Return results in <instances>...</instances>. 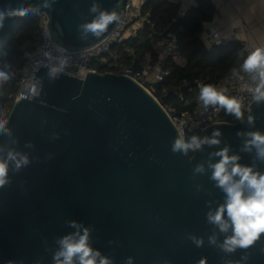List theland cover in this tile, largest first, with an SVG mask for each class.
<instances>
[{"label": "water", "instance_id": "1", "mask_svg": "<svg viewBox=\"0 0 264 264\" xmlns=\"http://www.w3.org/2000/svg\"><path fill=\"white\" fill-rule=\"evenodd\" d=\"M124 1L0 0V11L38 9L6 17L0 42L18 21L45 13L54 42L84 50L111 33ZM94 4L118 17L100 36L81 28L99 14L91 11ZM192 41L209 50L200 35ZM52 67L34 71L39 93L14 102L8 131L0 134V159L7 161L9 152L28 159L18 169L8 161L7 183L0 186V264H54L58 240L77 231L72 221L81 234L89 229L90 246L111 264H129V258L130 264H264V233L247 249L226 252L221 245L231 228L221 232L208 221V213L226 202L211 179L209 164L220 159L215 152L227 147L239 164L264 174L256 148L245 150L247 133L264 134V101H254L235 123L201 131L204 138L219 130V144L184 154L172 151L183 137L168 111L133 78L111 71L53 77ZM198 165L203 172L195 171Z\"/></svg>", "mask_w": 264, "mask_h": 264}, {"label": "built area", "instance_id": "2", "mask_svg": "<svg viewBox=\"0 0 264 264\" xmlns=\"http://www.w3.org/2000/svg\"><path fill=\"white\" fill-rule=\"evenodd\" d=\"M144 1L125 0L122 12L111 33L97 44L80 51L67 50L54 42L48 29V17L45 13H41V40L26 53L23 74L17 90L9 94L5 101L0 102V120L8 117L15 101L21 97L33 99L39 93L41 84L33 78V75L34 71L42 65L47 64V66L53 65L52 68H62V71L58 72L56 76L66 73L84 78L88 71L102 72L98 66L93 65V62L102 59L104 56L109 58L107 59L109 69L106 71L133 78L160 101L156 95L157 84L170 74V69L165 66L166 60L173 56L177 63L181 65L186 63V58L179 52V41L176 33L168 32L154 45V48L158 50V59L155 62L146 58L139 67L137 66L138 59H133L129 64L125 63L121 60V55L112 51L111 48L115 43L134 35L141 23L147 19V15L141 13ZM205 31L210 46H220L226 43V40L213 25H209ZM240 44L246 57L255 50L248 39L241 40ZM258 83V75L246 73L242 67H234L218 80L216 88L224 91L225 95L235 97L240 101L243 118L255 101L253 92L249 89H254ZM204 85H207V80L203 78L193 82L184 81L183 87L187 86L186 91L184 92L182 87L176 92L183 104L182 110H178L171 103L162 104L184 139L188 132L202 131L211 124L235 123L240 120L219 106L209 105L205 108L199 100V90ZM186 92L193 93L192 101L186 97ZM162 95L167 96L168 91L163 89Z\"/></svg>", "mask_w": 264, "mask_h": 264}, {"label": "clouds", "instance_id": "3", "mask_svg": "<svg viewBox=\"0 0 264 264\" xmlns=\"http://www.w3.org/2000/svg\"><path fill=\"white\" fill-rule=\"evenodd\" d=\"M44 7H50V5L45 3ZM33 10L38 9L21 6L16 9L0 11V28L3 27L6 17L23 16ZM91 11L99 12V14L92 22L81 25L84 33L91 32L100 36L112 22L118 19L115 11H99L98 5L95 4ZM241 67L246 73L258 75L259 83L254 89L249 90L253 92L255 101H264V48H257L251 52ZM60 71L62 68H52L50 75L54 77ZM7 79L8 76L0 72V81ZM199 100L205 108L209 105L219 106L228 113L234 114L238 119L242 118L240 101L235 97L225 95L224 91L211 84L200 87ZM249 123H252L251 117H249ZM5 125L6 121L0 120V134L8 131ZM220 135V131L216 130L211 137L193 136L188 142L179 138L172 145V151L187 154L189 151L194 152L201 149L205 144L217 145L220 143V140L217 139ZM238 135H242V133H238ZM246 135L250 139L245 142V150L250 151L252 147H255L258 158L264 159V134L249 132ZM18 155L9 152L7 161L0 159V186L7 183L8 161H15L17 169L28 163L26 156H20L17 159ZM213 155L220 159L216 163L209 164L212 169L211 179L216 181L217 186L226 193V202L221 204L215 212L208 213V221L216 225L221 232L226 233L231 228L233 234L226 237L221 245L224 251L234 252L237 248L247 249L259 239L261 233H264V174L254 172L253 168L239 164L237 161L240 157L229 155L227 147ZM195 171L203 172V165H198ZM237 176L239 179H235ZM225 213L227 219H225ZM70 224L77 228V231L58 240L59 249L54 254V264H111L109 258L101 256L98 250L90 246L88 228H83L81 234L82 226L77 225L75 221ZM193 239L197 246L202 244V240H196L194 237ZM210 242L215 243V237H210ZM130 261L131 258H129V264ZM9 264L12 262L9 261Z\"/></svg>", "mask_w": 264, "mask_h": 264}, {"label": "trees", "instance_id": "4", "mask_svg": "<svg viewBox=\"0 0 264 264\" xmlns=\"http://www.w3.org/2000/svg\"><path fill=\"white\" fill-rule=\"evenodd\" d=\"M141 13L147 19L141 23L134 35L112 45V51L121 55V60L131 63L138 59L137 66L146 58L152 61L158 59V50L154 45L169 32H175L179 41V52L186 58V63L181 65L170 56L165 66L170 69V74L157 84V97L162 104L171 103L178 110L183 109V104L177 91L183 87L185 80L193 82L196 79H206L207 84L216 87L218 80L234 67L241 68L247 58L240 41H228L220 46H209L208 51L196 48L192 38L201 35L204 27L214 17V8L210 0L198 2L182 11L180 3L174 0H145ZM182 20L177 27L172 24L179 18ZM41 14L22 19L16 23L7 39L0 42V72L8 76L7 80L0 81V102L15 92L20 84L26 53L33 49L41 40L40 32ZM108 56L93 62L99 70L104 72L109 69ZM168 91L167 96L162 95V90ZM186 97L192 101L193 93L186 92ZM193 104V103H192ZM193 106V105H191ZM190 106V107H191ZM7 117L4 118L6 121ZM200 130L188 132L185 141L193 136L200 137ZM193 154V151H190Z\"/></svg>", "mask_w": 264, "mask_h": 264}, {"label": "crops", "instance_id": "5", "mask_svg": "<svg viewBox=\"0 0 264 264\" xmlns=\"http://www.w3.org/2000/svg\"><path fill=\"white\" fill-rule=\"evenodd\" d=\"M185 12L198 0H174ZM214 17L200 35L210 46L205 29L213 25L228 41L248 39L252 46L264 48V0H210Z\"/></svg>", "mask_w": 264, "mask_h": 264}]
</instances>
